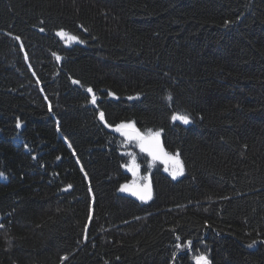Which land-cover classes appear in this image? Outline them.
<instances>
[{
	"label": "trees",
	"instance_id": "1",
	"mask_svg": "<svg viewBox=\"0 0 264 264\" xmlns=\"http://www.w3.org/2000/svg\"><path fill=\"white\" fill-rule=\"evenodd\" d=\"M0 173V264H264V0H0Z\"/></svg>",
	"mask_w": 264,
	"mask_h": 264
},
{
	"label": "snow or ice",
	"instance_id": "2",
	"mask_svg": "<svg viewBox=\"0 0 264 264\" xmlns=\"http://www.w3.org/2000/svg\"><path fill=\"white\" fill-rule=\"evenodd\" d=\"M227 23V22H226ZM43 31V29H41ZM57 36L61 38L69 37L72 40H77L75 36H70V34H67L63 31L57 32ZM59 59V57L57 58ZM73 83H78L77 81H73ZM89 93H92V89L89 88L87 89ZM109 95H112V93H109ZM129 99H132V97H129ZM96 98L95 95L93 94L92 96V103L95 104ZM100 119L103 122L104 121V113H100ZM171 119L175 122L179 120L183 124H189L191 122L190 117L187 114H179L175 113L172 115ZM20 122L17 121V127L19 128ZM107 127L108 125L105 124ZM124 129H132V132L134 133V137L129 136V138H136L138 139L141 147V151H148V154L153 157V159L161 158L163 157L165 159V162H171L172 168L170 171V175L172 176L173 179H176L178 175L183 174V165L180 161L179 154H176L175 156H170L168 153H165L160 145V132H152L151 130L148 131L146 136H141L138 131L135 130L134 126L132 124H120L118 125L114 131L121 132L122 135L128 136V133L123 131ZM145 144L148 146L145 147ZM166 171H169L168 168L165 169ZM129 171H133V174H135L134 169L129 168ZM0 178H3V174L0 173ZM123 191L129 192L131 195L135 196L137 199L141 201H147L151 199V188L150 186H144V187H138L135 185H122L121 189ZM0 227H3L2 224H0ZM177 240L180 239V237H176ZM260 243H264V241H260ZM254 244H256V241H253L252 244H249L248 247H252ZM187 246H191V241L188 242ZM178 249L181 248V245L178 243L176 245ZM195 264H210V261L208 259L207 254H201L196 256L195 258Z\"/></svg>",
	"mask_w": 264,
	"mask_h": 264
},
{
	"label": "rangeland",
	"instance_id": "3",
	"mask_svg": "<svg viewBox=\"0 0 264 264\" xmlns=\"http://www.w3.org/2000/svg\"><path fill=\"white\" fill-rule=\"evenodd\" d=\"M136 130V129H135ZM123 131L128 133V136L122 135L120 132V135L122 138L126 140V142L132 144L133 148L130 150V152L126 153V165H124V172L129 175V181L123 185H135L138 187H144V186H150L151 188V182H150V172L152 171L153 168H160L161 171H163L166 175H168L171 179L172 176L170 175V171L172 168L171 162H165V159L163 157L153 159L152 156L148 154V151H141L140 147V141L136 138H129V136L134 137V133L132 132V129H124ZM137 131V130H136ZM140 133V132H139ZM148 132L146 133H140L141 136H146ZM160 139V137H159ZM148 145L145 144V147ZM171 156V155H170ZM144 158L143 163L139 162V160H142ZM129 168L134 169L135 174H133V171H129ZM168 168L169 171H166L165 169ZM182 175H178L176 179L180 178ZM173 179V180H176ZM121 187L119 188L118 192L121 195L131 197L139 202L146 203L149 200L141 201L137 199L135 196L131 195L127 191H121ZM151 195H152V188H151Z\"/></svg>",
	"mask_w": 264,
	"mask_h": 264
},
{
	"label": "water",
	"instance_id": "4",
	"mask_svg": "<svg viewBox=\"0 0 264 264\" xmlns=\"http://www.w3.org/2000/svg\"><path fill=\"white\" fill-rule=\"evenodd\" d=\"M115 132H118V131H115Z\"/></svg>",
	"mask_w": 264,
	"mask_h": 264
}]
</instances>
